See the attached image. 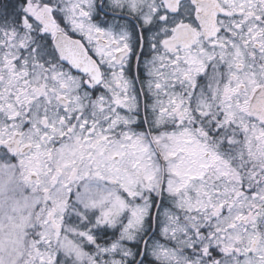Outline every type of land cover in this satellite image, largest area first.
Listing matches in <instances>:
<instances>
[{
    "label": "snow or ice",
    "instance_id": "snow-or-ice-1",
    "mask_svg": "<svg viewBox=\"0 0 264 264\" xmlns=\"http://www.w3.org/2000/svg\"><path fill=\"white\" fill-rule=\"evenodd\" d=\"M0 264H264V0H0Z\"/></svg>",
    "mask_w": 264,
    "mask_h": 264
}]
</instances>
